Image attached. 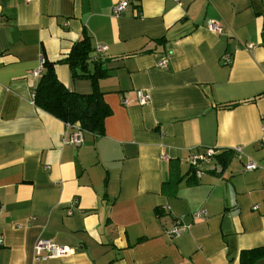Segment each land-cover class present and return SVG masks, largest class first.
<instances>
[{
	"label": "crops",
	"instance_id": "crops-1",
	"mask_svg": "<svg viewBox=\"0 0 264 264\" xmlns=\"http://www.w3.org/2000/svg\"><path fill=\"white\" fill-rule=\"evenodd\" d=\"M122 1L0 0V264H241L264 246V0H127L115 15ZM84 34L107 46L96 83L61 61ZM43 58L70 90L102 91V134L64 142L75 127L34 102ZM208 148L198 177L188 157ZM175 221L190 228L170 237ZM42 238L70 253L36 258Z\"/></svg>",
	"mask_w": 264,
	"mask_h": 264
},
{
	"label": "trees",
	"instance_id": "trees-1",
	"mask_svg": "<svg viewBox=\"0 0 264 264\" xmlns=\"http://www.w3.org/2000/svg\"><path fill=\"white\" fill-rule=\"evenodd\" d=\"M94 50L89 35L84 34L61 61L69 64L74 78H90L96 83L108 74V70L101 58L96 61L92 59ZM92 62L93 67L90 69ZM44 66L46 70L33 92L34 102L68 123L102 134L105 119L111 113L102 91L97 86L87 94L72 91L59 79L54 62L45 59ZM259 260H264V246L244 250L240 256L241 264H255Z\"/></svg>",
	"mask_w": 264,
	"mask_h": 264
},
{
	"label": "built area",
	"instance_id": "built-area-1",
	"mask_svg": "<svg viewBox=\"0 0 264 264\" xmlns=\"http://www.w3.org/2000/svg\"><path fill=\"white\" fill-rule=\"evenodd\" d=\"M128 5H129V1L127 0L120 2L114 7L113 9L114 14L119 15L120 13L125 11ZM207 26L209 29H211L212 31L216 33H222L224 31V26L218 21L213 20V19H209L207 21ZM247 47L252 48V47H255V45L253 43H249ZM106 49H107L106 45H102V44L98 45L93 52L92 59L94 61L99 60L101 58V54ZM44 64H45V59L43 58L41 66L35 69L33 71V74L36 76H39L43 71ZM158 65L160 67H166L168 65V58L161 59L158 62ZM33 97H34V94H33ZM149 99H150V96L148 94L140 93V100H139L140 104L142 105L146 104L149 101ZM124 102L125 104H127L128 99H125ZM71 126L75 127V129L72 132V134L64 137V142L72 143L76 146H81L84 143L85 130H83L77 124L68 123V127H71ZM236 150L238 151V153L242 152L241 147H237ZM216 154H217V149H214V148H208L203 152L190 153L188 157V161L190 162L192 169L195 170V173L198 177H201L204 173L200 166L203 163H210L215 158ZM256 167H257V163L252 160L248 161V163H246L245 165L246 170L255 169ZM254 208H258V205H255ZM2 209H3V204L0 202V212L2 211ZM72 213L73 211L70 209L69 214H72ZM201 214L207 216V211L200 210L196 213L197 216ZM189 228H190V224H184L179 221H175L173 222L172 226L167 230V233L170 237H178L184 232L188 231ZM2 243H3V238L2 236H0V245ZM35 253H36V258L38 259L45 258V257H59V256L68 255L70 253V249L67 246H63V245H59L55 243L51 239L42 238V239H39L35 245Z\"/></svg>",
	"mask_w": 264,
	"mask_h": 264
},
{
	"label": "water",
	"instance_id": "water-1",
	"mask_svg": "<svg viewBox=\"0 0 264 264\" xmlns=\"http://www.w3.org/2000/svg\"><path fill=\"white\" fill-rule=\"evenodd\" d=\"M257 264H264V260H260Z\"/></svg>",
	"mask_w": 264,
	"mask_h": 264
}]
</instances>
